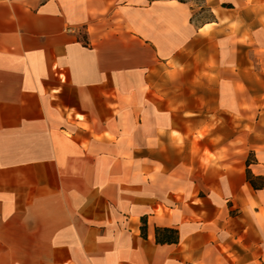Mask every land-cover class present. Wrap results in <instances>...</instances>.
I'll return each mask as SVG.
<instances>
[{
	"label": "crops",
	"instance_id": "1",
	"mask_svg": "<svg viewBox=\"0 0 264 264\" xmlns=\"http://www.w3.org/2000/svg\"><path fill=\"white\" fill-rule=\"evenodd\" d=\"M106 11L96 0H0V264H230L234 233L189 219L183 195L157 180L172 169L171 125L157 123L198 114L157 94L182 19L156 28L132 6L123 26ZM156 227L178 228L179 242L158 244Z\"/></svg>",
	"mask_w": 264,
	"mask_h": 264
},
{
	"label": "rangeland",
	"instance_id": "2",
	"mask_svg": "<svg viewBox=\"0 0 264 264\" xmlns=\"http://www.w3.org/2000/svg\"><path fill=\"white\" fill-rule=\"evenodd\" d=\"M96 2L107 6L106 21L115 17L123 26L132 6L156 28L182 19L181 27L172 26L179 48L167 67L157 66V94H171L174 107L182 102L198 114L157 123L170 124L172 135V169L163 177L157 168V180H170L183 195L189 219L212 220L206 227L225 225L234 233L230 264H264V189L247 180V161L254 175H264V0ZM194 81L201 85L190 86ZM163 158L156 155L157 167ZM157 197L179 215L174 192L157 185ZM214 261L208 264H228Z\"/></svg>",
	"mask_w": 264,
	"mask_h": 264
},
{
	"label": "trees",
	"instance_id": "3",
	"mask_svg": "<svg viewBox=\"0 0 264 264\" xmlns=\"http://www.w3.org/2000/svg\"><path fill=\"white\" fill-rule=\"evenodd\" d=\"M155 1V0H149ZM180 3H187L188 0H176ZM251 162L247 161V180L254 189H264V175H254L249 168ZM261 182L260 184L258 182ZM141 233L143 237L147 236V220L142 218ZM155 239L158 244H176L179 242V229L175 227H156Z\"/></svg>",
	"mask_w": 264,
	"mask_h": 264
},
{
	"label": "bare ground",
	"instance_id": "4",
	"mask_svg": "<svg viewBox=\"0 0 264 264\" xmlns=\"http://www.w3.org/2000/svg\"><path fill=\"white\" fill-rule=\"evenodd\" d=\"M208 25H210V24H206L204 27H206V26H208Z\"/></svg>",
	"mask_w": 264,
	"mask_h": 264
}]
</instances>
